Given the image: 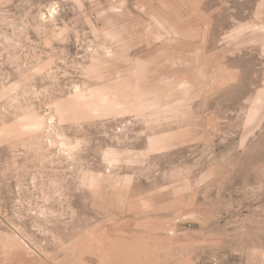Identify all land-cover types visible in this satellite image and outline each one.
Instances as JSON below:
<instances>
[{"label":"rangeland","instance_id":"rangeland-1","mask_svg":"<svg viewBox=\"0 0 264 264\" xmlns=\"http://www.w3.org/2000/svg\"><path fill=\"white\" fill-rule=\"evenodd\" d=\"M0 264H264V0H0Z\"/></svg>","mask_w":264,"mask_h":264}]
</instances>
